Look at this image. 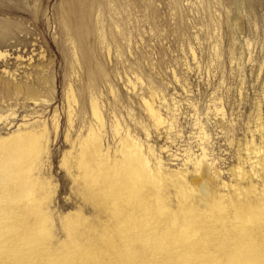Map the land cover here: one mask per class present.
<instances>
[{"label":"rangeland","instance_id":"obj_1","mask_svg":"<svg viewBox=\"0 0 264 264\" xmlns=\"http://www.w3.org/2000/svg\"><path fill=\"white\" fill-rule=\"evenodd\" d=\"M0 52V134L43 118L52 131L54 112L61 124L49 135L39 170L53 190L47 212L55 252L67 251L62 242L69 230L61 217L78 205L94 216L62 158L69 148L68 103L76 119L92 92L106 119L114 112L141 140L148 127V141L170 163H179L168 152L189 140L195 115L211 134L217 158L243 141L257 101L264 116V0H0ZM23 84L34 88L33 98ZM142 96H153L164 113V104L174 102L179 133L152 125ZM212 98L224 116L207 113ZM226 128H233L231 142ZM107 140L111 145L110 135ZM0 264H11L1 246Z\"/></svg>","mask_w":264,"mask_h":264},{"label":"bare ground","instance_id":"obj_2","mask_svg":"<svg viewBox=\"0 0 264 264\" xmlns=\"http://www.w3.org/2000/svg\"><path fill=\"white\" fill-rule=\"evenodd\" d=\"M21 87L33 98V87ZM141 98L152 125L179 133L174 102L164 104V113L153 96ZM216 99L207 113L224 116ZM101 103L90 92L76 119L74 105L66 109L69 148L62 158L94 213L88 217L78 205L61 217L69 230L68 242H62L67 253L50 248L47 198L53 190L39 173L49 135L61 125L57 114L50 117L52 131L43 118L0 134V246L11 253V264H264L260 101L243 141L228 157H218L222 163L229 158L227 168L218 166L211 134L198 114L189 140L168 152L179 163H170L148 141V127H143L146 139H139L114 112L107 120ZM230 130L222 131L229 142Z\"/></svg>","mask_w":264,"mask_h":264}]
</instances>
